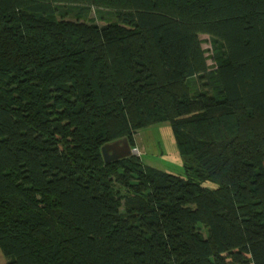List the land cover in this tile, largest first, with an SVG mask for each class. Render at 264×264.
<instances>
[{
	"label": "trees",
	"instance_id": "trees-1",
	"mask_svg": "<svg viewBox=\"0 0 264 264\" xmlns=\"http://www.w3.org/2000/svg\"><path fill=\"white\" fill-rule=\"evenodd\" d=\"M60 4L115 20L60 19ZM166 123L186 178L105 163V145L134 149ZM0 251L7 264H264V0H0Z\"/></svg>",
	"mask_w": 264,
	"mask_h": 264
},
{
	"label": "rangeland",
	"instance_id": "rangeland-1",
	"mask_svg": "<svg viewBox=\"0 0 264 264\" xmlns=\"http://www.w3.org/2000/svg\"><path fill=\"white\" fill-rule=\"evenodd\" d=\"M58 17L67 21L83 22L103 26L105 22L114 21V14L108 10H92L81 14L82 7L71 5H57ZM203 49L205 50L210 69L215 68L213 40L208 35H201ZM191 92L195 96L199 92L198 86L190 80ZM136 150L134 156L140 157L143 164L151 168L169 173L181 178H186L184 159L176 143L173 130L169 124L145 128L135 136ZM205 187L216 188L212 183Z\"/></svg>",
	"mask_w": 264,
	"mask_h": 264
},
{
	"label": "water",
	"instance_id": "water-1",
	"mask_svg": "<svg viewBox=\"0 0 264 264\" xmlns=\"http://www.w3.org/2000/svg\"><path fill=\"white\" fill-rule=\"evenodd\" d=\"M101 151L106 164L118 162L136 154V150L131 148L127 139L107 144Z\"/></svg>",
	"mask_w": 264,
	"mask_h": 264
},
{
	"label": "crops",
	"instance_id": "crops-1",
	"mask_svg": "<svg viewBox=\"0 0 264 264\" xmlns=\"http://www.w3.org/2000/svg\"><path fill=\"white\" fill-rule=\"evenodd\" d=\"M0 264H7L1 251H0Z\"/></svg>",
	"mask_w": 264,
	"mask_h": 264
}]
</instances>
